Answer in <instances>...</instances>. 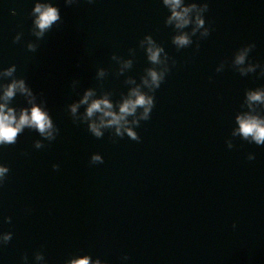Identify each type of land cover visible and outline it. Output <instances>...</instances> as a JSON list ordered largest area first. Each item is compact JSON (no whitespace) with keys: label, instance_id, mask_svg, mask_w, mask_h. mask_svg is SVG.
Instances as JSON below:
<instances>
[{"label":"water","instance_id":"95a60500","mask_svg":"<svg viewBox=\"0 0 264 264\" xmlns=\"http://www.w3.org/2000/svg\"><path fill=\"white\" fill-rule=\"evenodd\" d=\"M207 2L211 34L198 41L199 50L197 33L177 51L172 37L181 30L165 26L170 12L162 0H0V68L16 64L60 128L41 149L34 142L42 137L29 129L17 144L0 147V163L11 169L0 188V233H14L0 246V264H24L25 253L36 264L42 246L48 264L74 254L109 264H264V146L231 136L245 91L264 86L260 69L241 76L231 67L234 53L253 42L250 59L264 64V0ZM36 3L58 6L62 20L33 53L26 45L36 40ZM18 32L22 40L13 43ZM148 34L165 47L168 63H177L155 93L151 118L136 128L141 140L125 135L113 142L114 130L97 139L87 124L73 123L68 105L90 87L93 98L113 92L115 104L140 84L151 66L139 47ZM114 53L134 60L121 76ZM129 76L136 84L124 83ZM73 80L80 82L76 91ZM13 106L26 100L18 95ZM94 153L104 163L90 164ZM249 153L256 158L248 160Z\"/></svg>","mask_w":264,"mask_h":264},{"label":"clouds","instance_id":"9594fccd","mask_svg":"<svg viewBox=\"0 0 264 264\" xmlns=\"http://www.w3.org/2000/svg\"><path fill=\"white\" fill-rule=\"evenodd\" d=\"M88 2L93 3L94 0H88ZM65 3L72 5L78 3V0H65ZM162 3L170 12V15L166 17L165 26L173 27L174 33L181 30L179 34L172 37V44L177 51L190 47L194 43L193 37H196L197 33L200 34L196 42V49L199 50L200 44L198 41L207 38L213 30L206 22L205 13L209 11L207 0H204L203 3L192 0L187 6H183L184 0H162ZM58 9V6H53L51 3L35 4L34 11L30 15L38 14L31 27V35L36 40L27 42L28 51L36 52L40 47L38 42L43 40L54 26H59L62 17ZM192 13H195L194 18L190 15ZM12 14L16 15V11L13 10ZM189 25H194L191 31H183ZM23 35V32H18L13 43H20ZM139 47L146 52L147 60L151 66L145 68L144 74L140 77L141 83L131 88L127 95L122 93L120 100H117L114 104L110 98L114 95L113 92L102 91L98 98H93L96 96V89L90 87L83 92L82 98L68 105L73 123L77 125L87 124L88 131L97 139L103 138L106 131L114 130L112 131L113 142H115L116 137L123 138L125 135L139 142L141 137L136 128L140 126L142 121L151 118L156 103L155 93L165 82L172 67L177 63L172 57L171 64L168 63L170 59L168 52L151 34L140 40ZM255 47L254 42L248 43L241 46L234 53L231 67L239 72L241 76L254 74L257 69H260L259 76L264 77V64L253 62L250 59V53ZM129 54L135 57L136 50L134 48L129 49ZM112 60L120 65L116 73L117 76L123 75L125 69H131L134 65V60H125L115 53L112 55ZM227 63V60L222 61L216 71L218 73L222 72ZM245 64H247L246 67ZM17 70L18 66L16 64L0 68V147L17 144L21 134L29 129L38 132L42 137V139L34 142V147L41 149L45 147V140L49 144L56 140L60 134V128L50 114L43 93L38 95L28 84L27 77L17 76ZM105 75L106 72L103 68L97 73L99 78H103ZM79 83V80L72 81L73 91H76ZM124 83L136 84V79L129 76ZM101 89H103L102 84ZM18 95L24 97L27 106H13V101ZM82 106H86L85 111L80 112ZM240 107L242 110L235 116V123L238 124V128L232 131L231 136L239 137L250 144L264 146V86L247 89ZM243 109H247V111H243ZM129 117L132 119H129ZM226 143L229 149L235 147L232 139H228ZM247 158L248 160H254L256 158L255 153H249ZM102 163H104V157L101 154L94 153L91 156L90 164ZM59 168V164L53 165L54 170H59ZM10 171L9 166L0 163V188L7 183ZM5 222L11 224L12 218L10 216L6 217ZM235 227L236 224L234 223L233 228ZM13 237L14 233L12 231L0 233V246L9 244ZM42 249L34 254L36 264H48L45 252ZM121 259L127 261L130 257L124 254ZM22 260L24 264H28L29 256L27 253L23 255ZM64 264H109V261L98 256L93 259L91 254H74L66 259Z\"/></svg>","mask_w":264,"mask_h":264}]
</instances>
